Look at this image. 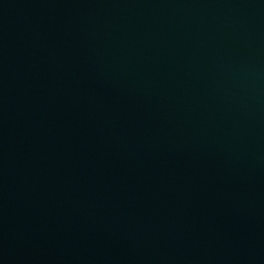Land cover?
I'll return each mask as SVG.
<instances>
[{"label": "water", "instance_id": "1", "mask_svg": "<svg viewBox=\"0 0 264 264\" xmlns=\"http://www.w3.org/2000/svg\"><path fill=\"white\" fill-rule=\"evenodd\" d=\"M0 264H264V0H0Z\"/></svg>", "mask_w": 264, "mask_h": 264}]
</instances>
